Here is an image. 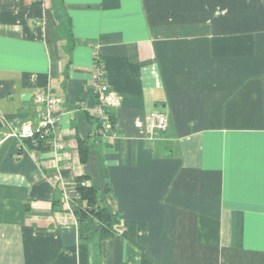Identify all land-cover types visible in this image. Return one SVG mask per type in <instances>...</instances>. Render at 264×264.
Segmentation results:
<instances>
[{
  "label": "crops",
  "instance_id": "0c3cea01",
  "mask_svg": "<svg viewBox=\"0 0 264 264\" xmlns=\"http://www.w3.org/2000/svg\"><path fill=\"white\" fill-rule=\"evenodd\" d=\"M47 88L63 150L17 137ZM0 140V264H264V0H0ZM79 178L121 233L83 228Z\"/></svg>",
  "mask_w": 264,
  "mask_h": 264
},
{
  "label": "built area",
  "instance_id": "2783aa9c",
  "mask_svg": "<svg viewBox=\"0 0 264 264\" xmlns=\"http://www.w3.org/2000/svg\"><path fill=\"white\" fill-rule=\"evenodd\" d=\"M94 80L98 100L95 108L90 111V113L98 120L100 131L104 136L117 138L119 137V133L117 132V128H115V124L111 117L110 106H108L107 101L109 85L107 83L106 73L103 70V66L99 63L94 68ZM36 97L40 109V120H42L40 127L36 130L32 127H24L17 137L29 140L34 146H40L42 141L50 140L55 143L58 150H63V132L60 127L62 119L59 114V107L62 102L61 98L57 97L50 88L40 91ZM153 117L152 127L156 130L155 133H157V131L166 132L169 127L168 115H165L163 112H156L153 114ZM1 142L2 140H0V144ZM66 155L67 154H65V156ZM83 185L90 186L87 183H83ZM123 230L124 227L122 226L121 231Z\"/></svg>",
  "mask_w": 264,
  "mask_h": 264
},
{
  "label": "trees",
  "instance_id": "16d2710c",
  "mask_svg": "<svg viewBox=\"0 0 264 264\" xmlns=\"http://www.w3.org/2000/svg\"><path fill=\"white\" fill-rule=\"evenodd\" d=\"M112 119L114 120V117ZM81 153H83L82 159L86 160L87 154L83 150ZM83 180V178L77 180V190L80 195L78 200L73 203V210L79 215L83 228L99 230L103 238L121 233L122 225L117 214L107 204H103L106 200L107 188L99 189L93 185L85 186ZM91 210L101 211L103 214L101 217H97L95 214H91Z\"/></svg>",
  "mask_w": 264,
  "mask_h": 264
},
{
  "label": "water",
  "instance_id": "95a60500",
  "mask_svg": "<svg viewBox=\"0 0 264 264\" xmlns=\"http://www.w3.org/2000/svg\"><path fill=\"white\" fill-rule=\"evenodd\" d=\"M91 214H95L97 217H101L103 213L101 211L91 210Z\"/></svg>",
  "mask_w": 264,
  "mask_h": 264
}]
</instances>
